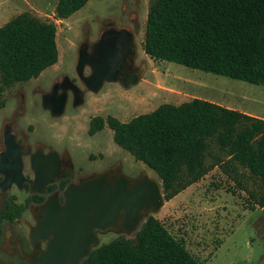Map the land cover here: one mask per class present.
<instances>
[{
	"label": "rangeland",
	"instance_id": "1",
	"mask_svg": "<svg viewBox=\"0 0 264 264\" xmlns=\"http://www.w3.org/2000/svg\"><path fill=\"white\" fill-rule=\"evenodd\" d=\"M57 1L0 0V27L28 13L55 23L59 34L58 63L39 78L6 89L3 94L6 106L0 111V117L6 112L23 110L17 122L18 132L25 133L30 144L68 158L79 183L115 171V176L125 175L133 181L147 173L161 185L152 170L114 143L109 127L94 136L88 134L94 117L113 116L128 122L162 105H180L194 99L264 116L263 86L154 60L147 55L144 48L147 18L155 0H89L63 22H57L54 15ZM110 30L132 35L128 45L133 52L124 59L119 76L124 78L104 81L98 91H90L87 81L94 67L85 61L80 72L82 51L87 58L93 55L97 44ZM142 69L140 83L124 89L122 81ZM20 91L25 94L23 106L19 103ZM62 97L65 98L64 110L58 115L45 102L47 98ZM206 165L209 172L200 182L171 201L164 200L163 208L150 215L163 222L203 264H264V216L258 206L250 207L254 204L251 193L262 192L260 182L248 170L232 162L216 139L210 143ZM8 195L12 196L13 192ZM22 198L23 195L18 196L19 203ZM13 228L28 233V227L23 225ZM10 229L6 224L0 230V262L19 264L16 254L3 250ZM119 231L98 233L99 246L119 238L133 240L138 232Z\"/></svg>",
	"mask_w": 264,
	"mask_h": 264
},
{
	"label": "trees",
	"instance_id": "2",
	"mask_svg": "<svg viewBox=\"0 0 264 264\" xmlns=\"http://www.w3.org/2000/svg\"><path fill=\"white\" fill-rule=\"evenodd\" d=\"M89 0H58L55 16L66 20ZM57 27L28 13L0 27V111L3 94L58 63ZM145 52L193 70L264 87V0H155L145 33ZM114 143L152 170L171 201L209 172L206 156L213 139L230 160L260 182L251 193L264 216V120L194 99L165 104L122 122L94 117L91 136L105 127ZM26 205L9 202L0 228L20 218ZM81 264H203L159 219L149 215L133 240L119 238L92 250Z\"/></svg>",
	"mask_w": 264,
	"mask_h": 264
},
{
	"label": "water",
	"instance_id": "3",
	"mask_svg": "<svg viewBox=\"0 0 264 264\" xmlns=\"http://www.w3.org/2000/svg\"><path fill=\"white\" fill-rule=\"evenodd\" d=\"M110 36L102 38L95 56L88 59L82 51L79 69L85 61L92 63L94 73L88 79L87 87L94 92L104 81L119 78L126 55L133 52L128 45L132 35L125 33L123 37L108 38ZM142 74H130L122 81V87L129 90L137 86ZM45 103L60 115L65 98H47ZM32 166L38 193L44 194L46 186L53 183L54 178H60L57 154L39 155L32 160ZM21 168L16 159L14 172L19 181L22 180ZM164 200L162 186L153 178L148 180L143 176L133 181L119 175L110 180V173L106 172L82 180L65 191L62 206L57 195H53L42 207L44 218L38 220L30 238L36 250L41 242L46 243V248L27 261L29 264H81L99 246L98 233L110 230L127 234L136 232L144 218L163 208ZM3 203L4 198L0 196V208Z\"/></svg>",
	"mask_w": 264,
	"mask_h": 264
},
{
	"label": "flooded vegetation",
	"instance_id": "4",
	"mask_svg": "<svg viewBox=\"0 0 264 264\" xmlns=\"http://www.w3.org/2000/svg\"><path fill=\"white\" fill-rule=\"evenodd\" d=\"M125 33L126 31L117 32L110 30L102 38L108 35L112 37L118 35L123 37ZM111 36L108 38H111ZM100 42L97 44L93 55H89L90 57L88 56V59L95 56ZM80 72H83L82 69ZM119 78L122 79L124 77ZM67 84L71 85L69 82ZM19 97V103L23 106L25 103V94L23 91L19 92ZM22 111L16 113L6 112L0 117V196L4 198V203L0 211L3 210L9 202L19 206H27V209L20 218L7 221L2 225L3 227L7 224L12 228L5 236L6 241L3 250L12 255L16 254L20 259L19 264H27V258L33 255H39L40 252L46 248V243L41 242L40 247L36 250L30 238L32 230L38 225V220L44 218L41 211L42 207L53 195H57L58 202L62 206L64 204L65 191L69 187L79 185L80 183L78 175L74 173L70 160L60 157L56 153L59 162L60 178H54V182L46 186L44 194L38 193L39 188L35 182L36 173L32 166V160L39 155L48 157L51 153L55 152H46L43 146L30 144L27 141V135L18 132L17 122ZM16 159L20 161L22 167L21 181L17 179L14 172V163ZM114 173L115 171L110 172V180L116 179L117 175L115 176ZM10 191L13 192L12 196L8 195ZM22 195V201L19 203L18 196L20 198ZM16 225L28 227V233H21L18 230H14L13 227ZM0 264L3 263L0 262Z\"/></svg>",
	"mask_w": 264,
	"mask_h": 264
},
{
	"label": "crops",
	"instance_id": "5",
	"mask_svg": "<svg viewBox=\"0 0 264 264\" xmlns=\"http://www.w3.org/2000/svg\"><path fill=\"white\" fill-rule=\"evenodd\" d=\"M58 2V1H57ZM54 15H55V12H54ZM57 22H63V20H57ZM58 32H57V39L56 41L58 40ZM227 108V107H226ZM230 109V108H229ZM234 110V109H233ZM240 112V111H239ZM248 116H252V117H256V118H259V119H263L264 120V116H261V115H258V114H255V113H252V112H242Z\"/></svg>",
	"mask_w": 264,
	"mask_h": 264
},
{
	"label": "bare ground",
	"instance_id": "6",
	"mask_svg": "<svg viewBox=\"0 0 264 264\" xmlns=\"http://www.w3.org/2000/svg\"><path fill=\"white\" fill-rule=\"evenodd\" d=\"M139 72L143 73V69L140 70ZM144 177H145V179L151 180V177L147 173H145Z\"/></svg>",
	"mask_w": 264,
	"mask_h": 264
}]
</instances>
